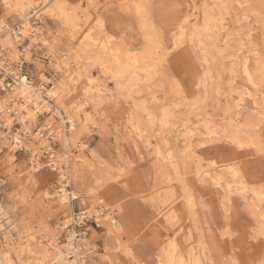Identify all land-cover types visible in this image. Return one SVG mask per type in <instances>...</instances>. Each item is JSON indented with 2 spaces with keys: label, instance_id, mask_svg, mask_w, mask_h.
I'll return each mask as SVG.
<instances>
[{
  "label": "rangeland",
  "instance_id": "obj_1",
  "mask_svg": "<svg viewBox=\"0 0 264 264\" xmlns=\"http://www.w3.org/2000/svg\"><path fill=\"white\" fill-rule=\"evenodd\" d=\"M25 3L0 0L6 70L60 92L80 72L94 91L77 128L0 115V262L264 264V0ZM20 28L16 52L5 32ZM64 185L79 198L63 204ZM77 212L88 241L70 250Z\"/></svg>",
  "mask_w": 264,
  "mask_h": 264
},
{
  "label": "bare ground",
  "instance_id": "obj_2",
  "mask_svg": "<svg viewBox=\"0 0 264 264\" xmlns=\"http://www.w3.org/2000/svg\"><path fill=\"white\" fill-rule=\"evenodd\" d=\"M1 1L3 2V4H5L6 6H9L10 8H14V9L16 8V9H19V10H22V11L25 10V8L27 6L26 3H25V0H1ZM56 8H58V10L61 9V7L59 5L58 6L56 5ZM39 12H40L39 10L36 11V14H38ZM29 16H32V15H29ZM22 17H23L22 25H24L25 28H29L30 27V26H28L29 25L28 24L29 17L26 16V15H24ZM25 28H20L18 30L17 29L16 30L9 29V30H7L5 32V34L11 36L12 41H10L9 44L12 45V46H10V48H13V50H16V52H19L20 50L17 49V46L15 45V43L18 44V43L23 42L25 37L28 36L27 35V31L25 30ZM88 33H89V31H88ZM89 38L91 40L93 39L92 37H90V35H89ZM43 41L45 43H47L46 39H44ZM80 59H82V58L79 55V56H77L75 58V61L72 60L70 63L69 62L65 63V66L68 67L66 69V72H68L71 69L72 65L76 66V68L78 70L81 69L80 68V62H81ZM6 62H7V58L0 59V68L4 67L6 69H10L9 65L6 64ZM72 72H73V70H72ZM71 75L72 74L70 73V76H69L70 77V81L69 82L67 81V83L64 82L61 92L60 91H54L53 89L51 90L50 89L51 87L49 89L45 88V84L49 80L45 76H43V78H42L43 82L40 85V87L34 85L32 80L29 83L26 82L25 78H24L22 83L19 82L18 85L13 89L12 94L8 95L9 96L8 100L5 99L3 101V100L0 99V115L3 118L5 117L4 119H6V120L4 122L7 125V127L8 126L10 127V124L13 122V120H15L14 116H12L11 113L17 114L18 117L23 121V123L26 124V123H29L31 120H34V119L36 120L40 116V114H46L48 111H50V112L53 113L52 114L53 115V117H52L53 119L51 120L49 118L50 122L48 124H46V127H44L47 130L50 129L54 125V122H56V120L54 118V116H56V115L60 116V118H61V123H59V125H61V124L64 125V124L67 123V121H70L72 123V126L77 128L78 121L79 122H83V123H84V121H87L88 118L84 115V112H85V108H87V106H90V102H92L91 99H90V95L94 91V87H93L92 83H88V80L84 77V75H82L79 72V75H78L79 77L77 79V84H79V86H78V88L77 87H72L71 88V84L70 83L76 81L73 78V76H71ZM76 77H77V75H76ZM79 87L82 88V89L85 87V89H84L85 91L84 92H86V93H85V95L83 97L81 96L82 95L81 90H78ZM45 90H46V92H45ZM97 92L99 93V96L103 97V96H106V94L108 93V89H107L106 86L101 85L100 87H98ZM8 93H11V92H8ZM88 94H89V96H88ZM15 97L18 100L21 99L22 103H18V100H16ZM93 99L94 98H92V100ZM79 100H80V102H79ZM110 101H111V98H110ZM9 102L12 103V105H13L12 107H10V106L7 107ZM53 107H55L54 110L52 109ZM63 110L68 112V114H69L68 119L64 116ZM5 124H4V126H5ZM60 132H61L60 135L62 137V135H63L62 131H60ZM43 136L44 135L42 133H39V137H43ZM63 137H64V144L68 148L70 146V142H71L70 141V137L67 136V135L66 136L63 135ZM41 142H42L41 144H43L44 146H49V143L46 144L44 141H41ZM13 143L15 144V146H19L20 144L23 143V141H22V139L19 136L15 135L13 137ZM81 146H82V144H81ZM46 148H48V147H46ZM65 187H67V185H64V187L59 191V194H58L59 198H60V200H61V202L63 204H68V203H70V200L79 198V193L78 192H76V193L71 192ZM99 200H101V199H99ZM95 201L97 202L96 195H95ZM95 210H96V213L100 217L104 216L102 218L107 222V224H108V226L110 228L111 234H112V232L115 233L116 232V226H115L116 220H110V216L113 214V211L112 212L111 211L107 212V214H105V210L108 211L109 207H105V209H101V210H99L98 208H95ZM113 219H115V218H113ZM75 236H76L75 235V231L74 232L71 231V235H70L71 242L68 245L70 250L74 249L72 247V245H73V241L75 239ZM85 241H88V239L86 237H84L82 239V244H84ZM70 250H68V251L72 252ZM68 251H60L58 253V258L61 259V260H64L65 257L68 255ZM76 256L80 257V254H76ZM2 261H3V259H2ZM182 263H183V261L181 262V264ZM185 263L186 262H184V264ZM0 264H2V262H0Z\"/></svg>",
  "mask_w": 264,
  "mask_h": 264
},
{
  "label": "built area",
  "instance_id": "obj_3",
  "mask_svg": "<svg viewBox=\"0 0 264 264\" xmlns=\"http://www.w3.org/2000/svg\"><path fill=\"white\" fill-rule=\"evenodd\" d=\"M0 51L3 52L4 48L0 47ZM0 59H2V56H0ZM25 78L26 82H31L30 75L26 73L23 70V65L17 64L13 68L12 71H7L6 68H0V97H3L1 95L6 96V100H8V95L12 94L13 89L18 85V83H22ZM11 92V93H8ZM12 107V103L9 102L7 107ZM14 114V113H12ZM77 200V199H73ZM84 212H77L74 213L73 216V224L74 228L77 232H75V239L73 241V246L79 247L80 241L87 235L88 228H86L87 225V219L86 217H83ZM97 226H99L97 224Z\"/></svg>",
  "mask_w": 264,
  "mask_h": 264
}]
</instances>
